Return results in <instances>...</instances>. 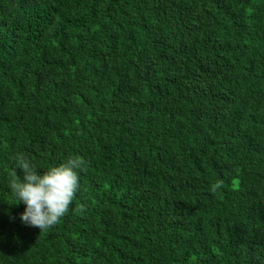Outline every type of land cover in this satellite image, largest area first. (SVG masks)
<instances>
[{"label":"trees","instance_id":"16d2710c","mask_svg":"<svg viewBox=\"0 0 264 264\" xmlns=\"http://www.w3.org/2000/svg\"><path fill=\"white\" fill-rule=\"evenodd\" d=\"M19 153L87 162L47 230ZM0 264H264V0H0Z\"/></svg>","mask_w":264,"mask_h":264},{"label":"clouds","instance_id":"9594fccd","mask_svg":"<svg viewBox=\"0 0 264 264\" xmlns=\"http://www.w3.org/2000/svg\"><path fill=\"white\" fill-rule=\"evenodd\" d=\"M13 159L15 168L8 188L16 199L14 204L25 205L21 222L40 231L56 225L69 211L79 188L78 172L87 170V162L81 156H69L66 162L41 172L23 153ZM222 184L218 181L211 191L215 193ZM84 207L79 205L77 211L83 213Z\"/></svg>","mask_w":264,"mask_h":264}]
</instances>
